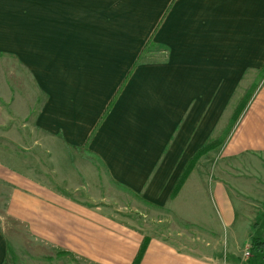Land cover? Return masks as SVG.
Wrapping results in <instances>:
<instances>
[{
	"label": "crops",
	"instance_id": "crops-1",
	"mask_svg": "<svg viewBox=\"0 0 264 264\" xmlns=\"http://www.w3.org/2000/svg\"><path fill=\"white\" fill-rule=\"evenodd\" d=\"M260 28L264 35L256 0H0V58L24 70L32 106L43 100L31 124L54 166L48 180L0 147L4 215L43 252L77 264H132L144 238L139 264H221L211 244L143 234L97 205L104 199L68 192L89 196V179L92 190L112 181L197 228L222 224L233 248L235 216L257 225L243 217L252 200L241 190L234 198L228 181L239 176L223 172L226 162L211 178L204 163L217 151L226 161L264 158V88L230 134L216 115L224 92L247 89L238 85L249 68L262 73L259 48L249 47ZM214 144L171 197L197 152ZM54 156L69 162V175ZM246 161L236 169H254ZM8 244L0 224V264Z\"/></svg>",
	"mask_w": 264,
	"mask_h": 264
},
{
	"label": "rangeland",
	"instance_id": "rangeland-1",
	"mask_svg": "<svg viewBox=\"0 0 264 264\" xmlns=\"http://www.w3.org/2000/svg\"><path fill=\"white\" fill-rule=\"evenodd\" d=\"M256 1L259 6L260 22H264V5L262 4L264 0ZM256 38H251L249 43V47L251 48L250 54L253 52V48L258 47L260 59L258 57L256 61L257 64H263L264 35L262 28H260L259 39ZM258 68L253 69L251 67L242 76V81L238 86L247 89L223 93L226 105H219L216 108V115L218 116L219 124L223 123L225 126L224 136L236 129L241 118L254 106L253 103L255 104V101L260 96L264 88V73L260 74ZM26 79L28 78L21 66L17 65V60L0 58V88L2 89L0 92V147H7L9 149L13 147L15 153L25 160V164L30 165L35 174L42 175L50 180L54 169L53 157L44 152L41 153V142L36 139V133L33 131L35 129L31 124V119L37 113L43 100L38 98L37 102L32 106L31 96H29V91L26 90L30 88L31 83ZM26 97L29 98L25 99ZM33 97L35 98V96ZM219 97L222 98L221 92H219ZM23 133L29 134V139L24 140L25 143H21L19 140L23 136ZM11 138H14V144L8 141ZM32 139H36L37 144H34ZM222 139L224 140L225 137ZM222 155L223 153L217 151L205 161L204 167L207 165L212 166L206 176L211 178L212 171L219 169V166L226 162L222 166L223 168L226 166L223 172H226L228 175L234 174L233 176H239L237 177L238 179L235 178L233 181H228L234 198L235 193L241 190L245 191L244 197L246 196L252 200L251 202H246V205L251 206L252 210L239 209V206L236 208L237 212H239L238 214L241 215L246 210L245 213L247 214H243V217H246L248 224L252 227L254 222L257 223L256 227L250 229L248 225H238V217L235 216L233 248L230 246L232 242L228 240L227 243L225 235L221 237L219 234L222 224L197 228V226L190 224H197L195 219L175 218L179 213L155 207L136 196L132 191L113 184L112 181H109V184H105V180L100 178L99 187L96 190H92L95 184L90 183V179L88 178L89 181L86 182L88 190H86L89 192V196L91 191L93 192V198L88 195H84L86 198L82 195L80 196L79 193H82V190L75 193L72 189H69L68 193L75 195V197L87 199L92 203H95V199H104L103 202H99L97 205L109 210L116 216L117 220L130 224L131 228L135 230H139L138 228H140L143 234L158 236L163 239L181 234L190 244H194L195 246L197 242L211 244V251L216 253L221 264H243L246 260L245 253L248 252L251 238L258 237L264 240V158H259V161L251 160V162L246 161L245 157L240 158L242 161L248 162L250 167L254 168L247 169L246 167L245 170L240 171L236 169L240 162L239 158L226 161L224 159L225 156ZM54 159L58 162L56 156H54ZM57 168L65 174L68 173L67 175L70 174V165L66 159L59 161ZM198 176L203 178V173L199 172ZM249 178L257 179L255 180L258 181L257 189L254 187V182ZM1 189L0 186V224L9 241L6 264H77V261L70 260L69 255L58 256V253H55L51 256L47 252H43L44 250H41V245L28 239L23 226L4 215L5 195ZM201 253L204 255L207 251Z\"/></svg>",
	"mask_w": 264,
	"mask_h": 264
},
{
	"label": "trees",
	"instance_id": "trees-1",
	"mask_svg": "<svg viewBox=\"0 0 264 264\" xmlns=\"http://www.w3.org/2000/svg\"><path fill=\"white\" fill-rule=\"evenodd\" d=\"M262 72L264 73V67L262 69ZM214 148H215V144L214 145H207L206 147H204L203 149H200L197 152V155L189 162L188 167L183 172V175L180 178L179 182L177 183L171 197H174L177 194L180 186L182 185L183 181L185 180V178L189 174L191 168L194 166V164L196 163L198 158L201 155L205 154L207 151L214 149ZM148 244H149V239L144 238L132 264H139L140 263L143 255L147 249ZM248 252H249V257L246 258V260L243 264H264V240L263 239L258 238V237H252L250 240ZM64 255L66 256L68 254L66 252L58 253V256H64Z\"/></svg>",
	"mask_w": 264,
	"mask_h": 264
},
{
	"label": "built area",
	"instance_id": "built-area-1",
	"mask_svg": "<svg viewBox=\"0 0 264 264\" xmlns=\"http://www.w3.org/2000/svg\"><path fill=\"white\" fill-rule=\"evenodd\" d=\"M245 257L248 258L249 257V252L245 253Z\"/></svg>",
	"mask_w": 264,
	"mask_h": 264
}]
</instances>
